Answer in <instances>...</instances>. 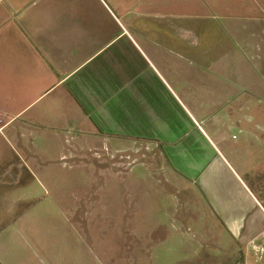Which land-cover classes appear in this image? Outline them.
<instances>
[{
  "label": "rangeland",
  "instance_id": "1",
  "mask_svg": "<svg viewBox=\"0 0 264 264\" xmlns=\"http://www.w3.org/2000/svg\"><path fill=\"white\" fill-rule=\"evenodd\" d=\"M185 7L232 18V38L243 44L209 69L241 87L223 92L222 106L199 112L168 95L178 119L190 118L211 139V149L203 144V154L188 161L201 173H182L158 145H120L116 153L110 142L74 130L2 127V167L16 155L23 167L5 201L16 208L0 224V264H264L263 250L229 248L237 243L218 224L249 200L264 214V179L247 171L264 160V147L234 150L246 137L235 131L222 148L215 134H225L222 123L238 122L264 141V0H190ZM257 208L247 210L262 229ZM257 243L264 249V235Z\"/></svg>",
  "mask_w": 264,
  "mask_h": 264
},
{
  "label": "crops",
  "instance_id": "2",
  "mask_svg": "<svg viewBox=\"0 0 264 264\" xmlns=\"http://www.w3.org/2000/svg\"><path fill=\"white\" fill-rule=\"evenodd\" d=\"M189 3L0 0V185L3 168L7 173L14 160L23 167L18 155L2 167V127L12 123L18 129L74 130L110 142L116 153L122 151L120 145H158L181 166L182 173L198 176L201 172L188 161L192 153L194 158L203 154V144L211 149V139L190 118L186 123L178 119V106L168 107V95L199 112L222 106L226 101L221 94L241 87L209 69L243 44L232 38V18L191 11L185 7ZM187 124L193 125L198 136L188 135ZM220 127L225 134H215L222 148H230L235 131L246 137L242 143L240 139L233 143L234 150L251 153L259 145L264 147L262 138L258 142L263 144H258L243 124ZM248 169L249 173L259 171L264 179V160ZM249 201L246 206L239 203L238 211L218 224L237 243L229 248L264 251L257 243L264 228H255L257 216H252L253 208L247 209L257 205ZM15 208L5 204L2 219L1 195L0 224L10 213L7 209ZM257 214L264 217L260 210ZM131 218L134 214L127 216Z\"/></svg>",
  "mask_w": 264,
  "mask_h": 264
},
{
  "label": "flooded vegetation",
  "instance_id": "3",
  "mask_svg": "<svg viewBox=\"0 0 264 264\" xmlns=\"http://www.w3.org/2000/svg\"><path fill=\"white\" fill-rule=\"evenodd\" d=\"M13 163V164H12ZM4 168L2 169V183H1V190L0 194L2 195V219L4 218L5 212V204H7L4 200L5 197L14 190V186L17 184V179L22 175V167L18 165V162L16 160L11 162V168L10 170L6 173L4 172ZM0 195V199H1ZM1 213V212H0Z\"/></svg>",
  "mask_w": 264,
  "mask_h": 264
}]
</instances>
